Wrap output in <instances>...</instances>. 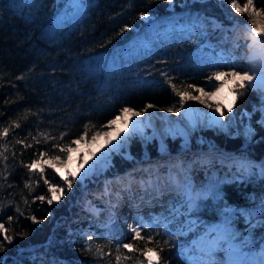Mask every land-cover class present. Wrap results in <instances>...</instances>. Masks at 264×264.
I'll return each instance as SVG.
<instances>
[{"label": "trees", "instance_id": "obj_1", "mask_svg": "<svg viewBox=\"0 0 264 264\" xmlns=\"http://www.w3.org/2000/svg\"><path fill=\"white\" fill-rule=\"evenodd\" d=\"M254 5L264 9V0H254ZM184 13L227 18L214 0H0V132L9 128L6 137L0 136V223L14 237L0 250V264H137L138 260L147 264L139 251L124 249L101 218L85 209L80 212L65 200L49 205L45 181L58 183L56 171L46 166L41 174L39 168L27 165L52 159L59 154L52 145H71L85 125L89 126L86 137L91 138L123 106L176 107L180 97L172 84L181 91L190 84L205 85V77L218 63L206 60V39L197 25H178L184 19L179 14ZM240 91L235 113L256 114L261 91L252 87ZM209 134L220 147L234 149L246 160L230 163L211 154V161L203 162L201 154H193L186 177L193 185L190 215L209 226L231 227L237 239L251 236L254 247L261 249L264 136L246 144L239 136ZM176 145L171 147L173 154ZM140 148L138 141L134 145L138 157ZM151 155L158 164L177 160L159 156L157 150ZM189 158L184 155L180 160L187 163ZM117 165L121 171L133 167L123 159ZM78 193L82 200L91 197L90 191ZM40 195L45 196L43 202L36 199ZM73 212L82 219L78 220L83 229L70 225ZM48 213L53 220L48 221ZM182 220H151L142 234L152 235L153 241L133 240L134 248L143 249L146 243L162 248L160 264H208L182 253ZM97 245L103 248V256L96 254Z\"/></svg>", "mask_w": 264, "mask_h": 264}, {"label": "rangeland", "instance_id": "obj_2", "mask_svg": "<svg viewBox=\"0 0 264 264\" xmlns=\"http://www.w3.org/2000/svg\"><path fill=\"white\" fill-rule=\"evenodd\" d=\"M223 9L226 19H221L216 16H210L203 13L195 14H179L180 21L178 25L186 27V25L194 24L201 30L202 35L206 41L203 42V47L206 49L207 55L206 60L218 63V67L214 68L213 72L221 71L228 72L229 65H233L239 71L241 68L249 67L252 58L255 54V50L249 49L248 45L251 43L246 38L245 27L239 25L242 21L233 9H231L229 0H214ZM241 6L243 4L238 0ZM256 7V6H255ZM256 9H258L256 7ZM189 14V15H187ZM242 15V14H241ZM178 16V15H176ZM251 17V16H250ZM252 18V17H251ZM185 20V23H184ZM223 35V37H221ZM232 40L231 42H228ZM242 50V52H240ZM225 65L224 67H221ZM211 73V74H212ZM210 74V75H211ZM209 75V76H210ZM208 77V76H207ZM205 77V79L207 78ZM230 77L228 78V80ZM219 83V81H217ZM254 83V82H253ZM209 82L206 79L205 85L199 86L205 89V92L212 91L213 89L208 86ZM254 89L260 90V100L258 104V111L253 113L250 110L245 111L244 114L238 115L234 111L233 100L236 99L232 94L231 99L226 95L217 97L216 100L222 101L225 105L224 111V123L225 127L217 129L211 123V120H205L202 124H197L192 118H187L188 129L185 131L179 124H173L171 128L165 124L163 131L165 133V142L159 136L158 131L154 128L153 124L148 121L143 122V132L133 134L126 143L121 144V147L112 151V158L108 165H103L100 162H96L92 166V170L87 171V174H83L88 169L89 164H84L86 160V153L78 155V171L72 169L67 170L73 173H79L77 179L73 180V186L71 189H67L66 184L63 180V174L65 171L59 169L56 171L57 177L59 178L58 186L65 188L63 197L58 201H67L71 204L77 205L79 211L85 209L92 213L97 218H101L100 221L107 228H109L119 242L133 243V233L130 232V226H137L142 223H150L152 220H163L164 223L171 222L172 218H184L181 222L180 235L182 238V253L188 258L196 259L197 261L206 262L209 264H223L224 255L229 250H235L237 257L233 258L234 262L239 261V264H253L254 262L260 261L264 264V247L256 249L254 247V241L251 236H247L242 239H237L234 236V231L229 226L213 225L209 226L204 221L200 220L196 216H191L192 211V195L193 185L190 180L186 177L187 172L193 167V154H201V160L203 162L211 161V154H216L222 160L230 163H243L246 157H243L238 151L234 149H226L220 147L219 143L209 134L223 133L229 136H239L246 141V144L261 140L264 136V86L254 83ZM191 93L193 96L199 94ZM230 93V92H229ZM203 94V93H201ZM189 102V101H188ZM187 102V103H188ZM215 104V101H212ZM156 105L155 103H148ZM147 104V105H148ZM207 105V104H206ZM232 107V112L229 113L228 106ZM129 107V106H128ZM178 106L174 107L177 108ZM193 105H186V112L189 113L193 109ZM208 107V106H207ZM169 108V107H168ZM136 111H140L135 109ZM258 116V117H254ZM114 118V117H113ZM113 118L109 119L112 120ZM108 120V121H109ZM106 121L102 125L108 123ZM98 130H101V126ZM240 127L244 130L251 129V135L244 137L240 132ZM106 129V128H105ZM104 129V130H105ZM97 130V131H98ZM102 132V131H101ZM262 133V134H261ZM261 134V135H260ZM260 135V136H259ZM92 138L85 137L84 139L75 138L70 148L75 144L88 143ZM142 142V155H138L134 152V145ZM177 143L176 153H172L171 147ZM157 150L160 155L166 157H175L176 161L168 164L167 162L157 163V157L152 156V151ZM68 153L65 154L66 157ZM184 155H190L187 163L180 160ZM62 157L61 160L64 158ZM156 158V159H155ZM133 163V167H127L121 171L118 168V162L121 160ZM45 161L53 162L52 159H41L37 161L40 167L49 166ZM160 164H164L166 169H163ZM80 165H84L82 169ZM248 165V164H247ZM148 167H151L148 171ZM143 169L140 172L139 169ZM245 168H247L245 166ZM71 179V177H69ZM160 179L169 180L176 184V188L169 190H162L163 194L159 203L150 205H131L128 204L124 198L132 193V189L141 190L142 184L145 182H154ZM89 187L92 189L88 190ZM79 190L90 191V196L82 200V195H79ZM57 202V201H54ZM119 212H124V218L119 219L122 223V228H118L112 221L111 215ZM75 212L70 216V225L72 228L83 229L80 226V217ZM81 216V215H80ZM48 221L53 220V214L48 213ZM56 221L58 219L54 218ZM79 219V220H78ZM124 219V221H123ZM74 220V222H73ZM77 224V225H75ZM227 229V231H225ZM127 234H123V231ZM219 237L215 251L211 257L207 254V248L209 247L210 241ZM236 238V239H235Z\"/></svg>", "mask_w": 264, "mask_h": 264}, {"label": "snow or ice", "instance_id": "obj_3", "mask_svg": "<svg viewBox=\"0 0 264 264\" xmlns=\"http://www.w3.org/2000/svg\"><path fill=\"white\" fill-rule=\"evenodd\" d=\"M169 3H171V0H168ZM231 9H233L236 13L244 14L248 13L252 20L249 22V24L245 25L246 29V38L251 41V43L248 45L249 49H259L260 51L264 52V19H259V17H264V9H256L254 5V0H246V2L243 4V6L240 5L238 0H229ZM142 17L147 18V14L140 13ZM128 26L125 25V28ZM122 29L121 31H123ZM229 71L228 72H221L216 71L213 72L210 76H208L206 79L209 82V87H211L213 90L209 92H205V89L203 87H197L195 84H190L185 88L183 91L176 88L175 84H172V88L175 90V94L180 97L179 99V106L180 108L185 107L187 100H198L200 103H206L209 108H215V112L219 113V116H215L213 114V119L211 123L218 125L220 127H225L224 123V111L223 108L225 105L220 100H216L215 98L219 93H221L225 88H227L228 92L232 93L235 97L237 94H242L240 90L245 89L246 87H254V81H259L262 86H264V63H261L258 67L256 63H251L249 67L247 68H241L239 71L236 69L235 66L229 65ZM231 78V80H228V78ZM219 81V83H217ZM227 81V82H226ZM189 89H194L196 92L203 93L204 97L207 99H202L201 96H193ZM212 101H215V104L212 103ZM233 103H235V99L233 100ZM154 105L148 104L140 111H136L132 107L123 106L119 109L118 114L112 119L109 120L106 125L101 126V130L96 131L92 134V140L96 141L97 137L101 135V131H103L105 128L112 129L116 125L117 121H120L121 123L127 125L123 128H115V135H112L109 131H104V135L106 137L105 142L103 145H101L99 148H97L94 151H90V157L95 158V160L104 159L105 163H107V157L104 155V153L101 151L102 149L108 148L109 145H111V148H108V151L111 152L113 150H116L121 147V144L126 143L127 140L135 133H141L143 132V121L139 119V117L144 116L146 113H148L150 108H153ZM228 112H232V107L229 105L227 108ZM168 112L177 111L179 112V108L169 107L166 109ZM18 127V125H17ZM88 125L84 126V133L79 136V139H84L88 134ZM249 134L251 133V129L246 130ZM9 133V128L4 127L2 132H0V136H7ZM124 135H121V134ZM114 141H117L114 143ZM78 141H72V143H76ZM18 143H22V141H18ZM5 147H7L5 145ZM53 149H59V154L54 155L52 157L53 161H60L61 155L68 153L70 151V146L65 145L61 146L60 144L56 143L52 145ZM97 152H101L100 156H97ZM40 157H43L45 153L41 152L39 153ZM0 156H3V153H0ZM7 159V157H4ZM70 158V157H69ZM49 165V167L56 169V164L51 163L49 161H45ZM88 161H85L84 164H87ZM29 169H37L39 168V171L41 174H43V167H40L35 160H33L31 163L27 165ZM80 167L83 169L84 165H80ZM59 171V169H56ZM92 170V165L88 166V169L85 170L83 174H87V171ZM79 173H73L70 171H65L63 174V180L66 184L67 189H71L73 186V180L77 179ZM71 177V179H69ZM46 184H48V192L51 194L50 198L47 199V203L51 205L54 201H59L64 193L65 188L58 186L57 184H51L48 183V181H45ZM36 199L43 202L45 200V196L40 195L36 197ZM27 203V202H26ZM17 211L19 212V208H17ZM31 219L33 222H37V218L35 216H32ZM8 220L11 221L12 217H8ZM145 227H150L147 224H140L135 227L130 226V232L133 233L132 240L135 241H141L144 240L146 242H152L154 237L152 235H143L142 230ZM227 231V229H225ZM170 234V233H169ZM22 235H26L22 234ZM0 236H2V240H0V250H3L5 247V243L11 244L14 237L8 234V229L5 227L3 223H0ZM93 237L91 235L88 236V241H92ZM219 237L216 239L210 241L209 247L207 248V254L209 257H211L215 251V248L217 246ZM159 243V242H157ZM167 243V241H165ZM122 247L124 249L129 250V252H137L139 251L140 254L144 257V259L147 261V264H160V252L163 251L162 248H152L148 247L147 243L145 244V247L143 249H136L133 246V243H123ZM88 250H91V244L87 245ZM120 246H117V251H119ZM96 254L99 256L104 255V250L101 246H96ZM130 257H125V259H128ZM117 261L121 260V256L117 255L115 257ZM137 264H144L143 260H138ZM209 264H211V261H209Z\"/></svg>", "mask_w": 264, "mask_h": 264}, {"label": "bare ground", "instance_id": "obj_4", "mask_svg": "<svg viewBox=\"0 0 264 264\" xmlns=\"http://www.w3.org/2000/svg\"><path fill=\"white\" fill-rule=\"evenodd\" d=\"M240 15L238 16L242 21L240 22L239 25L245 27L246 24H249V22L252 20L250 15L248 13L244 14H237ZM259 19H264V17H259ZM223 37V35H221ZM232 40H229L228 42H231ZM242 52V50L240 51ZM251 63H256L257 66L259 67L261 63H264V52L260 51L259 49H255V54L252 58ZM250 63V64H251ZM249 64V65H250ZM231 80V78L229 79ZM227 82V81H226ZM256 84H260L259 81H254ZM227 96L229 99L232 97V93H229L227 88H225L221 93L217 95V97L220 96ZM195 96H201L202 99H207L204 97L203 94L199 93L196 94ZM217 97L215 99H217ZM189 101V102H188ZM193 105V109L187 113L186 110V105L188 104ZM185 107L179 108V112L177 111H172L168 112L166 109L160 108L156 105H154L153 108H150L148 113H146L144 116L139 117V119L143 122L148 121L151 124H153L154 128L158 131L160 138L162 139L161 141L165 142V133L163 131V126L165 124L169 125L171 128L173 127V124H179L184 130L186 131L188 128V123H187V118H192L197 124H202L205 120L210 119L212 121L213 119V114L215 116H219L218 112H215V108H209L207 107L206 103H200L198 100H187ZM213 124V123H212ZM215 128L221 129L222 127L213 124ZM127 125L121 123L120 121H117L116 125L112 129H105L101 132V135L97 137L96 141L91 140L88 143H77L75 144L72 148H70V151L60 161H53L52 163L56 164V167L61 169L62 171L66 170H74L78 171V161L81 153H86V160L88 161L87 164L89 165H94L96 162H100L103 165H108L111 158H112V151L109 152L108 148H111V145L108 146V148L102 149L101 151L104 153V155L107 157V163H105L104 159L100 160H95V158L90 157V151H94L97 148H99L101 145L104 144L105 142V135L104 131H109L111 132L112 135H115V128H123L126 127ZM240 132L243 134L244 137H248L249 134L246 130H244L242 127H240ZM121 135H124L123 133ZM117 141H114L116 143ZM101 152H97V156H100ZM70 157V158H69ZM176 188V184L174 182L169 181V180H163L160 179L158 181H152V182H145L142 184L141 190L137 189H132V193L130 192L129 195H127L124 200L131 205H145V204H158L159 201L161 200L163 194L161 193L162 190L166 189L169 190L171 188ZM124 212H117L115 214L111 215V221L118 227L122 228V223L119 219L124 218ZM124 221V219H123ZM123 234H127L122 231ZM237 252L235 250H229L228 253H225L224 255V263L223 264H239L240 262H234L233 258L237 257ZM253 264H263L260 261L254 262Z\"/></svg>", "mask_w": 264, "mask_h": 264}, {"label": "water", "instance_id": "obj_5", "mask_svg": "<svg viewBox=\"0 0 264 264\" xmlns=\"http://www.w3.org/2000/svg\"><path fill=\"white\" fill-rule=\"evenodd\" d=\"M261 134H262V133H261ZM261 134H260V135H261ZM260 135H259V136H260Z\"/></svg>", "mask_w": 264, "mask_h": 264}]
</instances>
